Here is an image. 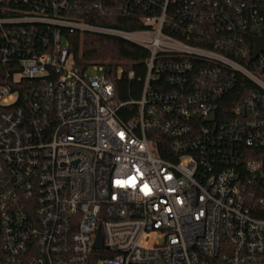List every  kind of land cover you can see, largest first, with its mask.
Returning a JSON list of instances; mask_svg holds the SVG:
<instances>
[{"label":"built area","instance_id":"2783aa9c","mask_svg":"<svg viewBox=\"0 0 264 264\" xmlns=\"http://www.w3.org/2000/svg\"><path fill=\"white\" fill-rule=\"evenodd\" d=\"M65 33L147 52L131 118ZM262 37L264 0H0V264H264Z\"/></svg>","mask_w":264,"mask_h":264},{"label":"trees","instance_id":"16d2710c","mask_svg":"<svg viewBox=\"0 0 264 264\" xmlns=\"http://www.w3.org/2000/svg\"><path fill=\"white\" fill-rule=\"evenodd\" d=\"M114 10L115 8L110 9L107 13L98 16L91 14L86 21L97 26L123 30L140 28V14L122 15ZM64 35L75 68L83 73L90 66H104L107 71L106 76L114 87V100L118 103H126L119 109L118 115L123 121L131 118L136 113L137 106L130 103L138 101L143 90L144 60L147 57V52L132 43L99 34L65 33ZM3 70L4 68L0 67V75ZM129 72H132V78H128ZM240 91V87H236L221 106L229 109L236 105L240 100L238 94ZM161 156L164 157L162 154ZM257 193L258 195L261 194L260 192ZM262 209V206L254 199L252 201V214L255 218H263Z\"/></svg>","mask_w":264,"mask_h":264},{"label":"water","instance_id":"95a60500","mask_svg":"<svg viewBox=\"0 0 264 264\" xmlns=\"http://www.w3.org/2000/svg\"><path fill=\"white\" fill-rule=\"evenodd\" d=\"M264 52V37L255 38L254 39V57H256L259 53ZM213 119V115L211 116ZM102 247V239L100 232L98 231L97 239L94 244L95 249H101Z\"/></svg>","mask_w":264,"mask_h":264},{"label":"rangeland","instance_id":"374dc122","mask_svg":"<svg viewBox=\"0 0 264 264\" xmlns=\"http://www.w3.org/2000/svg\"><path fill=\"white\" fill-rule=\"evenodd\" d=\"M88 76L90 77H96V76H99L101 75V73L99 71H97L96 68H94L93 66H90L86 69V72H85Z\"/></svg>","mask_w":264,"mask_h":264}]
</instances>
